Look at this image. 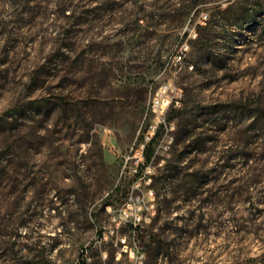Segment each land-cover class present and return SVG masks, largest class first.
<instances>
[{
  "label": "rangeland",
  "instance_id": "rangeland-1",
  "mask_svg": "<svg viewBox=\"0 0 264 264\" xmlns=\"http://www.w3.org/2000/svg\"><path fill=\"white\" fill-rule=\"evenodd\" d=\"M82 259L264 264V0H0V264Z\"/></svg>",
  "mask_w": 264,
  "mask_h": 264
},
{
  "label": "built area",
  "instance_id": "built-area-1",
  "mask_svg": "<svg viewBox=\"0 0 264 264\" xmlns=\"http://www.w3.org/2000/svg\"><path fill=\"white\" fill-rule=\"evenodd\" d=\"M174 57L178 60H182L183 55L181 52H177ZM182 105L183 90L181 87L173 86L170 81H167L162 82L156 88L148 107V112L153 114V118L147 123L145 130L142 132L144 141L139 144V148L137 149L138 153H144L146 145L152 141L160 129H165L167 135L169 136L170 131L175 129V124L171 121H167V114L170 109L181 108ZM170 140H173V136L171 135ZM134 171L139 173V168H134ZM150 192L153 194V189H151ZM136 198H139V196ZM142 212V205L134 207L131 203H128L127 206H124L121 209L120 216L122 219L138 225L145 220Z\"/></svg>",
  "mask_w": 264,
  "mask_h": 264
},
{
  "label": "trees",
  "instance_id": "trees-1",
  "mask_svg": "<svg viewBox=\"0 0 264 264\" xmlns=\"http://www.w3.org/2000/svg\"><path fill=\"white\" fill-rule=\"evenodd\" d=\"M64 100H62V102H64ZM49 101H47L46 99L43 98H35V99H31L27 105H20V106H15L12 109H10L8 112L12 111L11 113L13 114H18V113H22L26 108L27 109H42V108H49L50 107ZM160 131V130H159ZM157 132L156 135L154 136V138L152 139V141H150L144 150V156H145V162L144 165L149 163L152 159V156L154 155L155 150L153 149V141L157 138V136L159 135L160 132ZM141 171L139 170V173ZM80 264H88L87 261L85 259H82Z\"/></svg>",
  "mask_w": 264,
  "mask_h": 264
}]
</instances>
